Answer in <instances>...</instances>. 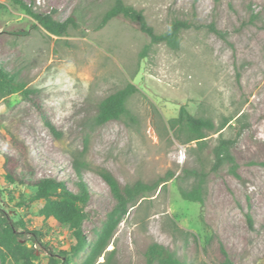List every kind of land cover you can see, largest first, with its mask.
<instances>
[{"label":"rangeland","instance_id":"374dc122","mask_svg":"<svg viewBox=\"0 0 264 264\" xmlns=\"http://www.w3.org/2000/svg\"><path fill=\"white\" fill-rule=\"evenodd\" d=\"M23 1L58 21L77 20L55 37L11 0H0V67L38 92L60 132L55 138L27 101L10 108L0 100V214L38 251L37 264L75 241L40 216L43 202H27L34 188L5 180L3 156L19 157L4 139L9 135L29 146L37 179L53 177L78 192L73 163L82 165L88 246L75 264L83 263L116 205L101 171L110 172L121 190L173 177L129 205L99 262L147 264L146 251L156 242L187 264H220L225 254L234 264H264V0H124L157 34L176 19L191 24L178 50L159 44L149 51V37L123 17L98 29L114 0ZM128 84L138 88L127 103L130 116L97 124L100 102ZM182 105L216 124L232 121L200 152L168 130ZM240 117L248 128L232 149L236 175L226 165L208 177L203 205L183 200L179 185L191 184L179 180L183 170L200 162L208 170L218 137L235 138Z\"/></svg>","mask_w":264,"mask_h":264},{"label":"trees","instance_id":"16d2710c","mask_svg":"<svg viewBox=\"0 0 264 264\" xmlns=\"http://www.w3.org/2000/svg\"><path fill=\"white\" fill-rule=\"evenodd\" d=\"M11 1L52 36L61 37L66 35L71 27L77 25V20L74 16L69 17L65 21H58L54 18L53 12H39L23 0ZM118 17H123L138 24L140 31L149 37L150 43L145 47V51H149L152 46L159 44H166L172 50H178L181 33L191 28L190 23L176 19L164 33L157 34L149 26L142 11L127 5L124 0H114V4L102 16L98 29H102L110 21ZM255 19H257V16L252 15V21ZM136 93H138V88L133 84H128L123 89L104 98L98 106L96 123L105 124L109 121L122 120L129 117L130 113L127 109V103ZM0 100H4L5 104L10 108L27 101L41 118L49 132L55 138L60 136L59 130L43 109L42 100L38 92L26 88L25 83L20 81L16 74H12L2 67H0ZM231 121V118H223L216 124L211 118L193 115L185 105H182L177 116L168 121V130L181 143L185 145L196 144L201 152L208 147L207 138L211 134L221 132ZM234 125L236 137L225 139L219 136L216 144L211 149L212 160L208 170L205 169L202 162L183 170L179 180L191 182L189 188L179 185V193L183 200L203 205L208 177L211 174H216L226 165H229L231 173L236 175L237 163L232 154V149L236 145L238 137L248 126L241 123V117L235 120ZM4 139L19 153V157L14 155L3 156L2 169L7 183L34 188V195L27 202H43V206L39 210L40 216L44 220H51L55 222L56 226L66 229L75 241V244L71 245L68 250H59L56 254H52L47 264H75L73 259L88 246L87 239L82 231V225L86 220L84 208L89 200V193L83 180L82 165L77 161L73 163V171L78 179L76 181L78 192H75L70 190L59 179L53 177L37 179L30 165L31 150L29 146L12 135L6 136ZM100 175L109 186L110 192L116 200V205L109 212L101 233L96 242L90 247L89 253L82 264H105V262H99V259L103 255L106 257V249L110 245L118 225L128 214L129 205L134 203L139 197H143L157 189L161 184H165L173 177V174H169L168 178L160 180V182L153 185L137 182L133 185H127L121 190L110 172L101 171ZM249 222L251 223L250 219ZM34 234L40 235L36 232ZM9 261L14 264H37L40 261V256L33 246H29L22 240L16 224L9 217L0 214V264H6ZM146 261L147 264H187L176 251H172L156 242H152L149 245L146 251ZM220 264L234 263L225 254V259Z\"/></svg>","mask_w":264,"mask_h":264}]
</instances>
